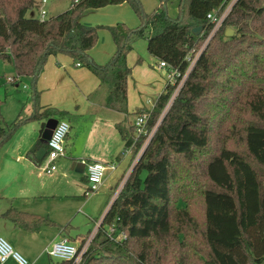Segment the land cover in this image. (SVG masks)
<instances>
[{
    "label": "trees",
    "instance_id": "16d2710c",
    "mask_svg": "<svg viewBox=\"0 0 264 264\" xmlns=\"http://www.w3.org/2000/svg\"><path fill=\"white\" fill-rule=\"evenodd\" d=\"M231 2L181 0L179 16L171 20L163 8L146 14L139 0H73L64 13L41 21L26 17L28 11L39 6L36 0H2L0 61L10 64L17 76L32 77L36 82L48 57L70 55L105 86L104 107L127 116L117 125L125 142L123 154L131 147L137 153L145 137L136 140V126L129 121L128 80L132 69L127 62L135 42L145 39L151 56L184 76L189 55L197 52L215 28L208 14L221 15ZM123 3H129L139 15L138 28L124 24L94 28L80 20L87 9ZM198 27L203 30L195 36L193 29ZM102 29L109 31L115 45L106 65L97 64L89 54ZM227 29L233 31L232 36H226ZM180 80L178 77L176 82ZM263 83L264 0H236L159 125L156 115L166 108L176 86L168 83L149 111L146 127L155 131L78 264H160L161 249L167 250L170 238L179 249L186 248V257L179 258L177 264H264ZM232 97L235 103L246 106L251 116L242 129L244 153L222 148L210 157L205 167L210 185L200 188L197 204L188 197L186 207L179 208L175 197L183 172L180 159H190L197 150L209 147L213 114L231 108L235 104ZM38 98L35 93L30 119L54 116V109L38 106ZM12 125L16 129L20 126L18 120ZM14 131L0 127V144ZM42 145L39 142L28 153L39 166L41 162L35 157ZM190 190L186 189L184 196ZM3 216L29 233L51 224L47 218L12 207Z\"/></svg>",
    "mask_w": 264,
    "mask_h": 264
},
{
    "label": "rangeland",
    "instance_id": "374dc122",
    "mask_svg": "<svg viewBox=\"0 0 264 264\" xmlns=\"http://www.w3.org/2000/svg\"><path fill=\"white\" fill-rule=\"evenodd\" d=\"M72 1L49 0L43 7L47 11L46 19L67 11ZM40 2L41 0H36L39 6L28 11L27 18L41 19L42 5ZM180 2L181 0H139L142 10L146 14L163 8L171 20H175L179 16ZM233 2L234 0L228 8ZM9 7L11 6L9 5ZM80 20L84 25L94 28L124 24L129 28L136 29L141 23L139 15L129 3L109 5L100 9H87L82 13ZM212 33L214 34L211 32L197 48V52H192L189 58L196 57L201 52L206 40L213 35ZM89 53L98 64L106 65L110 61L115 53V45L108 30H100L99 38ZM127 62L132 69L128 81V112L130 121L134 123L139 110L148 109V111H144L147 113L154 107L169 82V73L158 67L159 62L148 52L145 39L135 42L133 50L128 54ZM10 77H15L17 83H10L8 81ZM180 78L182 80L179 83H173L176 88L166 108L162 113L156 115V117L158 116L156 125L160 124L169 110L186 76L183 78L180 76ZM98 87V80L91 71L85 66L78 67L72 57L65 53H60L56 57H48L36 82L32 77L17 76L10 64L0 61V127L7 131L9 128L14 131L16 128L12 124L18 120L20 125L9 140L0 144V196L7 195L8 198L25 199L28 210L47 217L51 222V224L43 225L38 233L31 234L15 230L11 221L0 217V237L9 241L14 250L22 254L29 264L62 263V260L50 257L47 254V249L54 242L59 241L60 234H62L60 231L63 229L67 230L64 236L73 238L85 236L82 240H73L74 243L72 242L78 247L81 259L83 252L89 249L97 235L99 222L108 210L116 194V189L122 183H126L131 174L129 173L131 166L140 156V150L136 153L135 149H132V153L126 156L128 157L127 162L124 163L122 169H127L122 178L117 181L108 205L106 200L111 192L106 186L100 187L94 194H88L86 198L72 199V196L83 195L89 187L85 172L72 171V166L65 169L59 164L57 171L50 176L39 174L41 176L39 179L37 178V173L41 171L39 167L36 168L25 160V151L28 148L30 137L35 136L39 129L38 125H41L42 121L30 119L34 115L35 93L39 96L37 104L40 108L50 107L56 111L59 110V112H67L62 120L67 121L71 126L65 140L67 154L71 157V155L77 156L90 151L89 145L84 143V139L90 132L92 118L94 122L98 118V115L89 113L90 108L88 109V107L92 100L90 93H93L94 97L102 96V98H105L104 94L106 93L105 86ZM96 91L99 92L96 94ZM232 100L233 104L237 101L233 97ZM223 111L218 115L213 114L215 119L211 125L209 147L205 150H197L190 159H180V168L183 169V172L178 183L180 185L178 196L175 197V199H179V208L186 207V203H189L188 197H192L193 202L197 204L200 199V188L210 185L205 178L206 162L210 157L219 154L222 148L244 153L242 129L244 123L251 119L248 108L235 103L231 108H224ZM118 115L122 116L119 117L118 122L122 121L123 115L120 113ZM57 117L60 118L59 115ZM154 131L155 128L146 131L145 135L141 136L145 137L143 145L152 137ZM79 163L84 162L80 161ZM126 172H128L127 177H125ZM198 183L200 184L198 185ZM186 189L191 190L187 196H184L183 192ZM185 201L187 202L185 203ZM183 230L185 231L186 227ZM185 255H187L186 248L179 249L178 243L170 238L167 250L161 249L160 264H177L178 259L186 257ZM10 263L12 262H6V264Z\"/></svg>",
    "mask_w": 264,
    "mask_h": 264
},
{
    "label": "crops",
    "instance_id": "0c3cea01",
    "mask_svg": "<svg viewBox=\"0 0 264 264\" xmlns=\"http://www.w3.org/2000/svg\"><path fill=\"white\" fill-rule=\"evenodd\" d=\"M99 65H101V64H99ZM82 66H78V67H82ZM158 67H159V65H158ZM165 71H167V70H165ZM98 83H99V87L98 88H102V85H101L99 80H98ZM97 92H99V91H96V94H97ZM90 97L92 98V100L90 102V106L88 107V109L90 108V112L89 113H90V115L91 114L98 115V118H97L96 122H94L93 118H92V125H90L91 128L89 130L90 132L87 134V136L84 139V143H87L89 145V148H90L89 150L90 151L87 152V153H84V154H79L77 156L71 155V157H69L68 154H67V149H66V156L58 159L57 165L60 164V167H64L65 169H68L70 166H72V164L74 162L79 163L80 161L85 163V168H86V164L95 163V162L102 163V164H105V165L116 164L117 170L114 171V172H112V171H108L107 172L106 180H105V183L103 185V188L106 186V187L109 188V191L111 192V194L108 195V199L106 200V203L108 205V202L110 201L109 199L113 195L112 193L114 191V188L116 187L117 181L120 178H122V176L124 174V171H126V169H127V168L122 169L123 166H124V163L127 162V158L128 157L124 156V154H123L125 142H124L123 138L121 137V135H120V133H119V131L117 129V125L120 124V123H123L127 119V116L125 114H123V113H120V112L105 108L104 107V99L105 98H102V96L101 97L100 96L94 97V94L90 93ZM154 107H155V105H154ZM43 108H50V107H43ZM153 108L150 109L149 111L153 110ZM91 110H92V112H91ZM145 110L148 111V109H141L139 111H145ZM118 113L123 115L122 121H119V122H118V119H120L122 116L118 115ZM57 114H59V110H57V111L54 110L53 114H52L54 116H52L50 118H56L58 120L64 119L62 117L58 118ZM47 120L48 119L42 120L41 121V125H38L39 129L36 131L35 136L30 137V140H29V142L27 144L28 148L25 151V160L29 164L34 165V167H36V168L39 167V165L36 164L37 162L35 160L33 161L31 158H29L28 153L34 147H36V145L39 142H42V134L44 132L45 123L47 122ZM131 123H133V122H131ZM43 143L45 145H42L40 148H46L47 149V142H43ZM39 149H38V151H39ZM36 155H37V153H36ZM118 158H120V160H117ZM35 159L37 160L36 157H35ZM38 162H40V161H38ZM127 173L128 172H126L125 177H126ZM39 174H43V173H41V171H39L37 173V178L40 179L41 176H39ZM44 175H46V174H44ZM85 178H86V171H85ZM86 192H87V189L84 191L83 195L75 196V197L72 196V199L73 200L74 199H76V200L78 199L79 200V198H82V199L86 198L87 197ZM26 203L27 202H26L25 199H19V198H16V197L8 198L7 195L6 196L5 195L4 196H0V217H2L4 219H7V218H5L3 216V214L7 210H9L11 207L12 208H17L18 210H20L22 212H25V213H29V214H33V215H37V216L43 217V215H40V214H37V213H35L33 211L28 210L27 206H26ZM44 218H47V217H44ZM7 220H9V219H7ZM9 221H11V220H9ZM11 223H12V225H13L15 230L27 232L25 230L17 228L12 221H11ZM66 231H67L66 229H63L62 231H60V233H62V234H60L59 240H61L62 238L65 237V238L69 239L71 242H73V240H82L85 237V236H81L79 238L78 237L77 238H73V237H70V236H64V233ZM27 233H29V232H27ZM36 233H38V232H36ZM31 234H35V233H31ZM8 262H12L10 264H15L16 263L12 259L7 261V263Z\"/></svg>",
    "mask_w": 264,
    "mask_h": 264
},
{
    "label": "built area",
    "instance_id": "2783aa9c",
    "mask_svg": "<svg viewBox=\"0 0 264 264\" xmlns=\"http://www.w3.org/2000/svg\"><path fill=\"white\" fill-rule=\"evenodd\" d=\"M48 1L49 0H41V2H40V4L42 5L41 13H40V15H41L40 20L41 21L47 20L46 19L47 11H45L43 9V7L45 4H47ZM235 1L236 0H234V2ZM231 6H230V8H231ZM230 8L226 9V11L222 15H217L216 13L208 14V20L215 24V28H214L215 30L222 25L224 19L226 18V16L229 13ZM208 41H209V39L206 41L204 48H205L206 44H208ZM200 55H201V52L196 57H192V58L188 57L189 68H188L187 72L185 73V75L182 76V78L185 76L187 78L189 72L192 70V68L196 64ZM77 66H81V65L78 63ZM159 67L161 69L168 71V73H169L168 74V79H169L168 83H171V84L175 83L177 77L181 76L178 73V71L167 69L168 67H167L165 62H160ZM8 81L10 83H16L17 82L15 77H13V78L10 77L8 79ZM150 117H151V113L147 112V113H143V114L139 115L136 118V121L134 123L136 126V140L139 137H141L142 135H145L146 131H149V130H147L146 125L148 124ZM61 123H65L67 125L68 131L63 136V142L60 143L58 147H52L50 144V141L52 140L55 132L57 131V129ZM70 129H71V126L67 121L59 120L56 128L52 132L51 138L49 139V141H47V153H46L44 159L41 161V164L39 166V169L41 170V172L43 174L51 175L55 171H57L58 159L66 156L65 140H66V138L70 132ZM149 140H148V142H149ZM148 142L146 144L142 145V147L140 148V156L144 152ZM132 149H133L132 147L127 149V151H125L124 156H128V154H131ZM140 156L138 157V159L140 158ZM137 160H136V162H137ZM135 163H134V165H135ZM134 165L131 166L129 173H131L132 169L134 168ZM116 170H117L116 164L105 165V164L97 163V162L86 164V168H85L86 182L89 185V187L87 188L86 195L96 193L100 189V187L103 186V184L106 180L107 172L108 171L114 172ZM124 185H125V183H122L120 185V187H118L116 189V192H115L116 194L114 195V198L112 199V202H111L110 206L108 207V210L104 213V217L107 214V212L109 211L112 203L118 198V196L122 192ZM104 217L100 220L98 228H100V226L104 220ZM47 254L52 258L62 260L63 262H72V264H78L81 261V259L79 257L78 247L76 245H74L69 239H67L65 237L62 238L61 240L55 242L54 244H52V246L49 249H47ZM10 259L14 260L17 264H29L28 261L25 259V257L22 254H20L16 250H14V248L12 247V245L10 244L9 241H7L3 237H0V264H5Z\"/></svg>",
    "mask_w": 264,
    "mask_h": 264
},
{
    "label": "water",
    "instance_id": "95a60500",
    "mask_svg": "<svg viewBox=\"0 0 264 264\" xmlns=\"http://www.w3.org/2000/svg\"><path fill=\"white\" fill-rule=\"evenodd\" d=\"M202 27H198L193 29V35L195 36H200L202 33ZM233 35V31L231 29H227L226 31V36L230 37ZM59 120L56 118H50L47 120L45 123V129L42 134V142H47L51 138L53 130L56 128ZM47 153L46 148H40L39 151L37 152L36 158L38 161H42ZM71 169L76 172L84 173L85 172V164L84 163H76L74 162L72 164Z\"/></svg>",
    "mask_w": 264,
    "mask_h": 264
},
{
    "label": "clouds",
    "instance_id": "9594fccd",
    "mask_svg": "<svg viewBox=\"0 0 264 264\" xmlns=\"http://www.w3.org/2000/svg\"><path fill=\"white\" fill-rule=\"evenodd\" d=\"M68 131L67 125L65 123H61L55 132L50 144L52 147H58L60 143L63 142V136Z\"/></svg>",
    "mask_w": 264,
    "mask_h": 264
}]
</instances>
